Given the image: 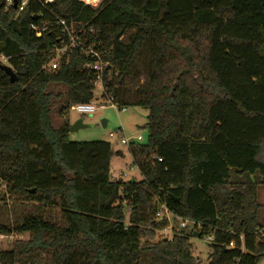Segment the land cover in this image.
<instances>
[{"label": "trees", "instance_id": "obj_1", "mask_svg": "<svg viewBox=\"0 0 264 264\" xmlns=\"http://www.w3.org/2000/svg\"><path fill=\"white\" fill-rule=\"evenodd\" d=\"M40 2L17 12L0 0V56L17 75L10 83L0 69V234L23 236L0 250V264H200L187 240L194 230L156 239L160 205L212 236L206 264H257L264 0ZM57 19H74L78 39L95 44L118 108L147 110L146 142L128 144L140 180H110L108 142L68 139L67 111L92 101L93 73L76 49L43 68L66 40ZM31 24L47 28L36 36ZM139 60L143 76L127 94Z\"/></svg>", "mask_w": 264, "mask_h": 264}, {"label": "rangeland", "instance_id": "obj_2", "mask_svg": "<svg viewBox=\"0 0 264 264\" xmlns=\"http://www.w3.org/2000/svg\"><path fill=\"white\" fill-rule=\"evenodd\" d=\"M0 62L6 64V61L0 57ZM142 62L138 61L137 68L134 69L135 76L128 75L126 78V90L127 94L129 89H133L138 78L143 76ZM62 92L65 89L62 86L58 87ZM100 88L94 86L92 103L96 104L100 100ZM97 107V105H96ZM147 110L139 106H127L124 111L113 107L110 104H106L103 109H97L91 115L86 113H80L69 109L66 114V120L69 125H72L77 120L81 119V127L77 130L68 131L67 137L73 142H89V141H106L110 144L113 155L110 160L109 177L111 181H129L140 180L141 175L139 170L132 163V156L128 149L129 142L144 143L147 139L146 124ZM52 123L54 126H58L62 123L64 118L59 113L58 101L55 102L53 110L51 112ZM106 120V126L103 127L101 120ZM117 128L122 129L123 137L114 136L110 137L109 132L114 131ZM119 152V153H118ZM258 200L263 204L261 211V217L264 219V185L258 187ZM124 215L128 216V209L124 207ZM176 219L164 224L163 228L156 230V239L159 238H172L174 229H178V223ZM167 228V229H166ZM26 235H24L25 237ZM188 243L192 255L198 259L200 264H206L211 253L212 241L208 236H193L192 233H188ZM13 240L0 238V250L9 249ZM257 264H264V256L260 258Z\"/></svg>", "mask_w": 264, "mask_h": 264}, {"label": "built area", "instance_id": "obj_3", "mask_svg": "<svg viewBox=\"0 0 264 264\" xmlns=\"http://www.w3.org/2000/svg\"><path fill=\"white\" fill-rule=\"evenodd\" d=\"M28 0H20L17 2L16 0V11L21 12L24 10L26 7ZM53 0H43V2H40L41 5L51 3ZM81 2L83 6H91L92 8H97L101 0H78ZM6 7L13 6L14 0H5ZM74 20V19H73ZM68 22L64 19H57L55 24H58L61 26L60 32L64 37H66V40H64L58 47H55L53 49V55L48 57L47 61L45 62L43 68L52 70L57 68L58 64V59L61 54H63L66 51H70L72 49L78 50L80 53H82L85 57H90L91 60L90 62L87 63V67L92 71L93 73V86H99L100 88V100L96 103L93 104L92 101L89 103H80V104H74L70 107L71 110L80 112V113H86L88 115H91L94 113L97 109H103L105 105L108 103L113 107L118 106L112 101L111 97L107 94L106 88L104 86V81H103V69L107 66V62L102 60L101 54L95 49V44H84L81 42L78 38L81 33L80 29H76L74 25L72 24V21ZM31 28L35 30V35L40 36L47 28V26L42 25V26H37L34 24H31ZM5 60L3 56H0ZM97 105V107H96ZM124 111L125 107L118 108ZM121 136L123 137L122 129L117 128L114 131L109 132L110 137L114 136ZM130 143V142H129ZM128 143V144H129ZM160 161V158L158 159ZM174 219H176V222L178 223V229L179 228H186L190 230H194L195 232H200L201 231V224L199 222L187 219V218H181L179 216H175L165 205H160L156 212H155V221L156 223H167L170 222ZM176 223V224H177ZM167 229V228H166ZM262 236H264V228L262 230ZM0 238H5V239H14L18 238L21 239L23 238L22 235H2L0 234ZM208 238L212 239V236L209 235ZM239 239L242 240L243 236H239ZM224 247H226L224 245ZM228 248L234 247V242L230 241L227 245Z\"/></svg>", "mask_w": 264, "mask_h": 264}, {"label": "water", "instance_id": "obj_4", "mask_svg": "<svg viewBox=\"0 0 264 264\" xmlns=\"http://www.w3.org/2000/svg\"><path fill=\"white\" fill-rule=\"evenodd\" d=\"M13 8L14 9L16 8V0H14ZM0 69L8 76V80L10 83H14L17 80V75L10 66H8L6 64H1ZM80 123H81V119L77 120L72 125H69V130L70 131L77 130L79 127L82 126ZM101 124L103 127H105L106 126V120L102 119ZM130 181H133V179H130ZM32 191L33 190H31V192ZM193 236H199V233L193 232ZM164 240H167V238H164Z\"/></svg>", "mask_w": 264, "mask_h": 264}]
</instances>
